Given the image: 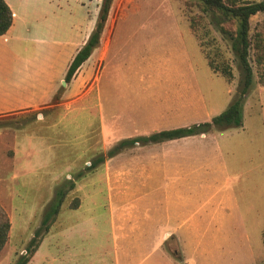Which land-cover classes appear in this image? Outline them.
Wrapping results in <instances>:
<instances>
[{
  "label": "rangeland",
  "instance_id": "374dc122",
  "mask_svg": "<svg viewBox=\"0 0 264 264\" xmlns=\"http://www.w3.org/2000/svg\"><path fill=\"white\" fill-rule=\"evenodd\" d=\"M95 3L99 11L101 0H80L82 13L94 16ZM263 18H253L252 28ZM86 25L64 27L66 51ZM29 27L19 28L17 53L31 39ZM101 39L48 103L0 115V205L11 224L0 264L29 255L40 228L28 264H168L180 249L162 233L202 215L210 199L204 214L212 213L219 197L217 229L181 234L184 251L203 239L213 245L204 264H264V87L254 83L246 95L241 127L136 144L92 168L121 140L209 122L239 80L230 43L195 0H112ZM29 42L24 50L34 55ZM59 189L64 199L45 230Z\"/></svg>",
  "mask_w": 264,
  "mask_h": 264
},
{
  "label": "crops",
  "instance_id": "0c3cea01",
  "mask_svg": "<svg viewBox=\"0 0 264 264\" xmlns=\"http://www.w3.org/2000/svg\"><path fill=\"white\" fill-rule=\"evenodd\" d=\"M4 1L12 13V25L3 36H0V115L34 109L51 100L64 78L69 63L86 42L98 11V5L95 3L97 9L94 16L82 13L80 0H25L20 4H16L14 0ZM81 21L87 23L84 34L80 39H74L77 45L73 50L66 51L63 42L64 27L74 26ZM26 23L30 26L27 33H30L31 39L24 41L20 54L13 48V41L20 38L19 28ZM59 30L62 31L61 34ZM54 33L60 39L52 36ZM28 40L32 43L34 55H30L28 49L24 50L27 46L24 44H27ZM98 49L99 47L94 51ZM214 201L210 199L204 202L202 215H191L186 218L175 234L162 233L174 235L180 249L179 258L170 257V260H167L168 264H204L206 253L213 245L206 244L203 239L195 240L194 249L188 253L180 245V235L187 234L191 238L203 236V233L210 232L211 226L216 230L218 221L216 215L220 209L218 203L222 201V197L216 198L212 213L204 214L206 205ZM182 242L187 244L184 240ZM191 254L192 257L187 256ZM232 260H235L233 256L230 261Z\"/></svg>",
  "mask_w": 264,
  "mask_h": 264
},
{
  "label": "trees",
  "instance_id": "16d2710c",
  "mask_svg": "<svg viewBox=\"0 0 264 264\" xmlns=\"http://www.w3.org/2000/svg\"><path fill=\"white\" fill-rule=\"evenodd\" d=\"M202 5L203 11L209 13L210 21L218 29L222 38L230 43V49L237 61L239 80L236 93L226 109L209 122L194 124L186 127L167 129L153 132L147 136H136L124 139L111 148L105 156L98 157L91 167L104 162L105 158H112L121 150L134 145L158 144L164 141L178 140L194 135H202L213 130H226L242 126V109L248 92L254 83L264 87V18L262 26L257 31L251 26V21L258 15H264V0L257 2H243L238 0H195ZM112 0H101L98 20L85 44L76 52L69 63L63 81L69 83L80 67L89 59L100 44L104 23ZM12 25V13L4 0H0V36H3ZM192 27V23H190ZM257 27V26H256ZM211 65V64H210ZM224 77H230L227 69L222 70ZM254 77L257 82H254ZM54 100L56 97L53 98ZM1 127V125H0ZM65 190L59 189L44 213L41 227L47 230L49 221L57 215L65 196ZM11 224L6 212L0 205V254L5 247ZM37 229L26 247L27 256H20L15 264H27L35 253L41 233ZM29 252V253H28ZM178 259L179 256L174 254Z\"/></svg>",
  "mask_w": 264,
  "mask_h": 264
},
{
  "label": "water",
  "instance_id": "95a60500",
  "mask_svg": "<svg viewBox=\"0 0 264 264\" xmlns=\"http://www.w3.org/2000/svg\"><path fill=\"white\" fill-rule=\"evenodd\" d=\"M65 82H63L62 84L64 85Z\"/></svg>",
  "mask_w": 264,
  "mask_h": 264
}]
</instances>
